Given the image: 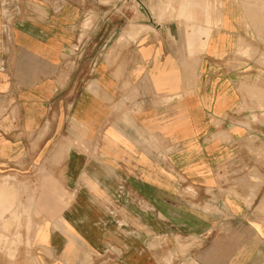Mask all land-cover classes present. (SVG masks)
<instances>
[{
	"label": "crops",
	"instance_id": "1",
	"mask_svg": "<svg viewBox=\"0 0 264 264\" xmlns=\"http://www.w3.org/2000/svg\"><path fill=\"white\" fill-rule=\"evenodd\" d=\"M106 1L0 0V172H56L70 199L36 228L37 260L83 264L119 231L129 235L131 214L157 221L169 209L173 220L185 204L202 223L193 235L213 239L200 264L262 263L264 227L249 222L264 216L226 182L254 155L245 143L264 150V74L256 52L236 53L256 49L241 42L243 13L224 5L216 27L193 26L186 48L173 23L113 20L119 1ZM178 4L190 18L196 4ZM75 44L88 52L70 54ZM130 193L147 213L131 209ZM245 225L256 244L239 251L253 254L235 256Z\"/></svg>",
	"mask_w": 264,
	"mask_h": 264
},
{
	"label": "rangeland",
	"instance_id": "2",
	"mask_svg": "<svg viewBox=\"0 0 264 264\" xmlns=\"http://www.w3.org/2000/svg\"><path fill=\"white\" fill-rule=\"evenodd\" d=\"M117 1H119L118 13L115 15V11H112L113 20H122L130 25H137L143 20L147 26L155 23L161 25L173 23L177 28L178 37L186 48H188L186 43L194 36L193 26L216 27L223 6L232 4L243 13L244 30L241 42L249 41L247 38L256 42L255 50L249 47L236 53L251 59V53L256 52L254 67L258 70V74H264V0H245L247 3L253 2L255 5L253 7L246 6L244 0H190L191 3L196 4L188 10L191 14L190 18L179 15L180 0H112L104 4L113 6L117 5ZM140 30L149 32L151 28ZM203 36H208V32ZM81 38L78 40L79 43ZM97 47L102 48V46ZM81 48L85 49L86 45H72L69 48L70 54L80 52ZM87 52L88 50L85 49L84 53ZM251 143L252 140H249L243 146L250 154H254L253 157L244 160L239 167L228 174L226 182H235L236 189L230 190L231 194L245 199L249 208L248 213L264 216V150L254 151L253 147L249 148ZM58 183V173L43 172L42 168L28 175L10 171L0 172V196L3 197L0 201V264H41L34 252L35 230L45 219L69 207L65 204L70 199H63V190L57 189ZM182 195V198L194 196L188 191L183 192ZM130 198L133 199L131 203L134 204L131 209L134 207L141 213L148 212L149 206L139 204L135 200L136 194L130 193ZM3 204L5 205L2 206ZM193 207L179 205L176 212L178 217L173 220H169V209L164 210L162 219L157 221L153 218L143 219V216L147 217V215L131 214L129 235L123 236L120 234L121 231L118 235L115 233L113 242L105 243L97 252L87 253L83 264H200L197 258L201 252H207L209 247L211 248L210 242L213 239L193 235L202 224L192 217H186L187 213L192 212ZM222 223L233 224L229 221ZM257 224L264 227V219L258 221L252 219L249 222V225L257 226ZM223 232L226 233L225 230ZM250 233L247 226L235 233V241L245 242L238 245L237 252H234L235 256L253 254V252L239 251L240 248H254L253 244H256V241L251 239ZM212 248L222 251L226 246H212ZM257 248L262 249L261 245ZM226 254L222 255L225 257ZM257 255L263 259L260 264H264V249ZM224 260L220 258L215 262L203 261V263L225 264Z\"/></svg>",
	"mask_w": 264,
	"mask_h": 264
},
{
	"label": "bare ground",
	"instance_id": "3",
	"mask_svg": "<svg viewBox=\"0 0 264 264\" xmlns=\"http://www.w3.org/2000/svg\"><path fill=\"white\" fill-rule=\"evenodd\" d=\"M263 34H264V33H263ZM0 197H1V200H0V201H2V198H3V197H2V196H0ZM4 202H5V201H4ZM0 203H1V202H0ZM4 205H5V204H3L2 206H4ZM6 207H7V206H6ZM1 208H2V207H1ZM4 208H5V207H4ZM4 208H3V209H4ZM6 209H7V208H6Z\"/></svg>",
	"mask_w": 264,
	"mask_h": 264
}]
</instances>
